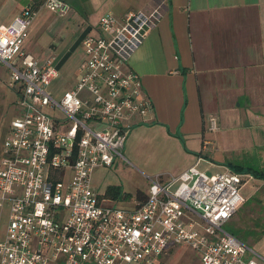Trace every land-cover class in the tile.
Wrapping results in <instances>:
<instances>
[{
    "label": "built area",
    "instance_id": "2783aa9c",
    "mask_svg": "<svg viewBox=\"0 0 264 264\" xmlns=\"http://www.w3.org/2000/svg\"><path fill=\"white\" fill-rule=\"evenodd\" d=\"M41 9L58 17L69 10L62 0H41L0 25V63L16 109L0 147V264H164L177 246L198 264H259L222 229L243 202L245 175L207 176L193 165L150 180L144 200L127 208L91 185L95 169L120 158L131 121L151 111L127 61L158 12L101 16L80 42L73 86L54 99L46 91L53 58L38 64L23 50ZM215 120L207 118L209 131Z\"/></svg>",
    "mask_w": 264,
    "mask_h": 264
},
{
    "label": "crops",
    "instance_id": "0c3cea01",
    "mask_svg": "<svg viewBox=\"0 0 264 264\" xmlns=\"http://www.w3.org/2000/svg\"><path fill=\"white\" fill-rule=\"evenodd\" d=\"M40 1L0 0V25H7L21 9L38 6ZM62 1L69 9L64 17L72 19L80 32L75 42L78 47L83 37L94 34L103 15L120 19L127 12H158L155 26L127 61L128 70L138 76L142 93L151 103L144 118L131 121L130 131L154 143L155 153L161 152L171 163L165 169L170 176L202 163L215 165L220 172L231 168L260 172L259 179L242 174L244 184L250 180L248 192L241 196L243 202L228 222L235 229L254 232L243 241L237 239L264 264V0ZM43 11L47 16L43 13L32 22L23 50L38 64L53 58L54 82L59 76L56 65L73 47L55 54L51 43L42 49L32 41L35 23L42 27L48 22L45 18L54 15ZM82 61L80 49L71 84L63 92L73 86ZM210 116L216 119L215 131L208 130ZM253 198L252 209L241 216L240 208Z\"/></svg>",
    "mask_w": 264,
    "mask_h": 264
},
{
    "label": "rangeland",
    "instance_id": "374dc122",
    "mask_svg": "<svg viewBox=\"0 0 264 264\" xmlns=\"http://www.w3.org/2000/svg\"><path fill=\"white\" fill-rule=\"evenodd\" d=\"M43 10L44 9L38 11L34 22L42 17L43 13L44 16H47ZM46 20L48 22L42 27L35 23V27L37 28L35 29L36 31L33 30L31 33L32 41L42 49L48 43H51L55 46V54H58L65 47H73L71 54L63 59L60 65L57 64L58 60L56 61L55 64H57L56 66L59 71L58 79L46 88L48 95L56 99L60 97L63 89L68 88L71 84L70 80L73 78V69L78 62L81 49L80 46L79 49L78 45H75V42H77L81 35L79 30L75 29L74 21L70 18L68 19V17L60 18L56 15H51L45 18V22ZM34 50H37V48ZM7 82L8 71L6 67L0 63V147L5 127L16 111L14 101L15 94L14 91L9 89ZM132 133L133 131L129 130L123 148L120 151V158L114 159L111 166L108 168L95 169L90 178L93 189L99 195H102L105 188L108 186L117 187L120 196L118 200L113 202V205L121 208H127L133 206L134 203L142 202L150 180L158 177L165 178L170 176L165 173V169L169 167L171 163L161 152L159 154L155 153L156 148L154 147V143L146 138H137V135H135L136 133ZM197 169L201 172H205L207 176L222 173L215 165L209 166L206 163L199 164ZM249 183L250 180L246 181L244 184L245 187L241 188L239 193L241 196H244L248 192ZM124 195L128 197L121 198ZM255 198H257V196H255ZM254 202L255 199L253 198L245 203L244 208H240V215L245 216L247 211L252 209L250 207ZM259 220L260 219L257 218V221ZM257 226L263 227V225L259 223ZM222 229L241 241L245 240L246 236H251V234L254 233L252 230H247L242 227L235 229L231 222L225 223ZM162 262L164 264H198V257L188 248L177 246L170 248L166 252L165 256L162 257Z\"/></svg>",
    "mask_w": 264,
    "mask_h": 264
},
{
    "label": "trees",
    "instance_id": "16d2710c",
    "mask_svg": "<svg viewBox=\"0 0 264 264\" xmlns=\"http://www.w3.org/2000/svg\"><path fill=\"white\" fill-rule=\"evenodd\" d=\"M230 171H232L234 173H237V174H248V175L252 176L255 179L261 178L260 177V175H261L260 172L253 171V170L250 171V169H247L246 170L248 173L242 172L241 169H239V168H231ZM101 196L103 198H105V199L115 201V200H118L119 199L120 192H119V190H118L117 187H115V186H108V187L105 188V190H104V192H103V194ZM126 197H128V196L127 195H124L121 198H126Z\"/></svg>",
    "mask_w": 264,
    "mask_h": 264
}]
</instances>
